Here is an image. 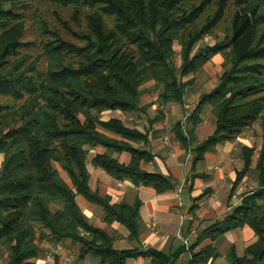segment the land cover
Masks as SVG:
<instances>
[{"label":"trees","instance_id":"trees-1","mask_svg":"<svg viewBox=\"0 0 264 264\" xmlns=\"http://www.w3.org/2000/svg\"><path fill=\"white\" fill-rule=\"evenodd\" d=\"M208 36L213 44L204 43ZM218 54L224 70L189 119L196 128L206 105L217 118L214 135L196 147L195 161L259 123L261 148L242 147L235 190L250 173L257 185L230 215L201 232L190 264L213 262V244L197 247L245 226L256 240L241 256L232 249L230 263L264 264V0H0V260L35 264L43 241L71 239L80 245V258L100 264L139 256L171 264L183 249H115L111 235L86 221L80 198L102 207L107 223L136 236L140 203L100 196L90 186L89 165L158 192L172 186L141 168L152 155L135 145L148 134L103 115L138 112L141 88L150 82L159 102L185 106L198 73ZM176 128L181 131V122ZM122 153L130 154L129 162L114 157ZM55 202L62 205L53 210Z\"/></svg>","mask_w":264,"mask_h":264},{"label":"crops","instance_id":"crops-1","mask_svg":"<svg viewBox=\"0 0 264 264\" xmlns=\"http://www.w3.org/2000/svg\"><path fill=\"white\" fill-rule=\"evenodd\" d=\"M221 56L220 54L214 56L204 68L207 70L211 62L216 61L217 57V60L222 59L223 56ZM216 63L219 64V71L214 73L213 87L218 81V76L224 70L225 61ZM195 86L197 85L194 84L192 89H195ZM153 88L154 83L151 82L142 86L138 112L124 114L120 111H107L104 113L103 119L109 120L112 118L110 115L115 113L117 115L115 117L125 121L127 126L148 134L147 142L135 145L152 155L149 161L141 162V168L147 172L162 174L172 188L158 192L151 186H136L130 178L117 179L103 169L95 168L90 164V186L100 196H109L111 202L117 204L125 202L133 206L137 201L140 203L139 232L132 237L126 226L119 223H107L103 208L83 198H80L81 207L83 215L90 225L104 230L114 238L115 249H136L138 251L156 249L169 254L183 249L171 264H190L191 247L196 243L201 232L230 215L241 203V195L257 185L256 176L250 173L235 190L237 174L244 166L241 159L242 147L248 145L255 147L256 153L259 151L262 144L261 127L255 140L248 134V129L235 140L216 145L206 153L204 159L196 162V147L214 135L216 131L217 118L212 111V106H204L196 128H192L189 122L184 126L182 115L185 112V106L192 107L194 111L199 102L197 103L196 99H190V103H188L186 96L185 106L177 103L163 104L158 101V93ZM212 88L204 93L210 92ZM197 95L195 94L196 98ZM160 103L166 107L162 105L160 107ZM143 106H147L144 111L141 110ZM179 122L183 125L181 131L176 128ZM187 131L190 137L188 136L187 141L182 142L179 139L180 134L186 135ZM97 151L98 149L91 151L90 161L95 157ZM0 156L2 165L4 156ZM114 157L124 163L130 161L128 153L115 154ZM257 158L256 154L253 157L252 168H255ZM209 159L210 162L207 165H202L200 170L199 165L206 163ZM234 194H237V199L233 198ZM150 224H155L154 229L149 227ZM193 231H195V235L192 234ZM81 235L89 236V232L83 230ZM189 235H191L192 241L189 246H186L184 238ZM255 240V232L245 226L226 231L215 241L206 240L197 247L196 251L204 245L213 244L218 256L213 262L210 260L207 264H231L229 255L232 249H235L236 253L241 256L246 247ZM220 245L222 247L230 246L228 254L219 251ZM79 248L80 245L71 239L58 243L45 240L40 246L35 264H45L46 255L52 249L58 251L52 264H56V257L59 258L60 264H100L97 258L91 256L80 258ZM7 262L8 258L6 257L0 264H7ZM126 264H151V258L143 256L128 258Z\"/></svg>","mask_w":264,"mask_h":264},{"label":"rangeland","instance_id":"rangeland-1","mask_svg":"<svg viewBox=\"0 0 264 264\" xmlns=\"http://www.w3.org/2000/svg\"><path fill=\"white\" fill-rule=\"evenodd\" d=\"M220 35L221 36H223V33L222 32H220ZM205 42L204 43H211V44H213L214 42H215V39H214V37H211V36H208V37H206L205 38V40H204ZM177 50H179V49H177ZM222 57V56H221ZM217 59H218V57H217ZM216 58H215V60L216 61H214L213 60V62H211V64H210V67L209 68H207V70H206V68H204L201 72H199L198 73V75H197V81H196V83H195V85H197V86H195L194 88L195 89H190L189 90V92H188V94H187V101H188V103H190L189 101H190V99H196V102L198 103L199 102V100H200V96L204 93V92H206L207 90H209V89H211L212 87H213V80H214V76H215V71H219V64L217 65V63L216 62H218V63H220V62H222V61H225V59L222 57V59L221 58H219V60H217ZM220 61V62H219ZM225 64V63H224ZM214 74V75H213ZM195 91V92H194ZM195 94H198L197 95V98H196V96H195ZM161 103H160V107H161ZM162 106H165V105H162ZM166 107V106H165ZM159 108V107H158ZM111 117H115V116H117L115 113H112L111 115H110ZM215 123V122H214ZM260 131V126H259V123H257V124H255V126H253V127H251L249 130H248V134L250 135V137L251 138H253V140H255V137L257 136L258 137V135H257V133ZM252 140V141H253ZM89 158H90V155H89ZM211 159V158H210ZM210 159L209 160H207L206 161V163H201L200 165H199V169L201 170L202 169V165H207L209 162H210ZM1 161H2V157L0 156V165H1ZM239 169V168H238ZM253 174V173H252ZM251 174V175H252ZM59 205H62L61 203H59V202H55L54 204H53V206H52V208H53V210H55V209H57L58 207H59ZM229 249H230V246L229 245H226V247H222V245H220V247H219V251L221 252V253H227L228 254V251H229ZM7 256H5V257H3L1 260H0V262L2 261V260H4L5 258H6Z\"/></svg>","mask_w":264,"mask_h":264},{"label":"built area","instance_id":"built-area-1","mask_svg":"<svg viewBox=\"0 0 264 264\" xmlns=\"http://www.w3.org/2000/svg\"><path fill=\"white\" fill-rule=\"evenodd\" d=\"M192 113H193V108L190 106H186V110L184 114L182 115V124L184 126L187 125V123L189 122V119L191 118ZM237 197H238L237 194L233 195V198L237 199ZM149 227L154 229L155 224H150ZM192 234L195 235V231H193ZM191 241H192L191 235L187 236V238H184V244L186 246H189ZM57 252L58 251L55 249H52L51 251H49L46 255L45 264H52Z\"/></svg>","mask_w":264,"mask_h":264}]
</instances>
